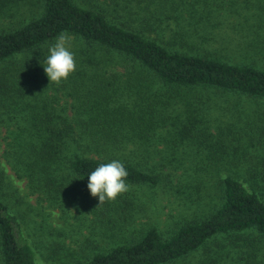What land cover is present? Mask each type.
<instances>
[{
	"label": "trees",
	"instance_id": "1",
	"mask_svg": "<svg viewBox=\"0 0 264 264\" xmlns=\"http://www.w3.org/2000/svg\"><path fill=\"white\" fill-rule=\"evenodd\" d=\"M104 1L127 6H120L118 0ZM39 2L38 16L17 29L0 31V95L5 91L17 97L24 95L21 88L12 86L15 81L24 87L29 83L36 91V98L28 96V116L30 128L42 134L41 158L52 164L50 170L62 171L66 179L73 181V189H78V202L74 200L73 206L78 208L81 223L91 222L92 233L97 223L106 230L109 224L115 227L137 214L141 204L133 191L155 186L164 178V167L173 163L175 170L181 169L173 157L166 163L160 160L167 149L157 148L156 144L162 140L161 131L168 118L179 113L194 115L203 108L200 97L194 101L192 95L208 87L264 98V69L170 50L158 42V34L150 33L153 26L147 25V17H139L136 24L132 20L130 24L135 26L128 28V22L118 25L104 11L84 8L74 0ZM170 16L162 13L163 18ZM64 32L73 37L71 42H80L78 51L71 50L77 71L67 81L51 84L44 71V58L48 47ZM15 58L17 62H13ZM67 85L76 86L78 95L72 88L66 91ZM51 90H63L61 95L69 99L57 106L59 96ZM3 104L0 98V106ZM34 105L40 109L34 111ZM192 122L196 124L198 119L192 116ZM112 160L126 167L130 188L115 202L99 206L98 198L87 187V177L100 164ZM251 234L264 243V202L240 181L225 177L220 205L199 220L183 223L169 237L152 227L135 240L124 239L108 250H97L70 264H169L199 248L210 251V239L217 242L222 235H234L238 244L233 249L224 252L218 247L214 256L206 258V264H220L227 262V256L255 258L260 248L255 250L249 243ZM35 258L33 246L22 237L15 218L0 200V264H38Z\"/></svg>",
	"mask_w": 264,
	"mask_h": 264
},
{
	"label": "rangeland",
	"instance_id": "2",
	"mask_svg": "<svg viewBox=\"0 0 264 264\" xmlns=\"http://www.w3.org/2000/svg\"><path fill=\"white\" fill-rule=\"evenodd\" d=\"M39 1L0 0V31L17 29L38 16ZM74 1L84 8L104 11L118 25L128 22V28L135 26L130 24L132 20L136 24L139 17H147V25L153 26L150 33L158 34V42L170 50L264 69V0H118L120 6L127 5L125 8L104 0ZM165 12L171 16L163 18ZM71 43V50L78 51V39ZM29 85L12 83L14 88L22 89L24 95L20 97L12 91L0 95L4 101L0 106V200L15 218L22 237L33 246L38 264H70L97 250H108L124 239L135 240L152 227L169 237L183 223L199 220L220 205L225 177L240 181L264 202V98L206 87L196 96L189 94L194 101L200 97L203 108L194 115L179 113L176 118H168L161 131L162 140L156 144L157 148L167 149L158 158L173 157L181 169L175 170L173 163L164 167V178L155 186L133 191L141 204L137 214L115 227L109 224L106 230L97 223L92 233L91 222L81 223L78 208L73 206L78 202L73 181L66 179L62 171L50 170L52 164L41 158L42 134L29 126L28 96H37ZM66 87V91L72 88L78 95L76 86ZM62 91H50L59 96L57 106L69 99L61 95ZM37 105L34 111L40 109ZM192 116L198 119L196 124H190ZM257 239L254 234L249 237L255 250L260 248L255 258L227 256V262L220 264H264V243ZM236 244L234 235H222L217 242H207L210 251L199 248L169 264H206V258L214 256L218 247L227 252Z\"/></svg>",
	"mask_w": 264,
	"mask_h": 264
},
{
	"label": "clouds",
	"instance_id": "3",
	"mask_svg": "<svg viewBox=\"0 0 264 264\" xmlns=\"http://www.w3.org/2000/svg\"><path fill=\"white\" fill-rule=\"evenodd\" d=\"M71 36L64 32L57 36L48 47L44 58V71L51 84L67 81L77 71L75 54L71 51ZM128 172L124 164L118 160L100 164L88 174V189L94 198H98L99 206L106 201L115 202L119 196L129 191Z\"/></svg>",
	"mask_w": 264,
	"mask_h": 264
}]
</instances>
